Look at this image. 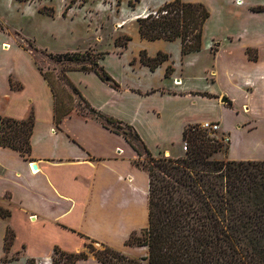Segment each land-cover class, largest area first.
<instances>
[{
  "label": "crops",
  "instance_id": "0c3cea01",
  "mask_svg": "<svg viewBox=\"0 0 264 264\" xmlns=\"http://www.w3.org/2000/svg\"><path fill=\"white\" fill-rule=\"evenodd\" d=\"M260 5L264 4L249 3L248 6ZM217 45L219 56L221 43ZM0 48L19 52L28 63L26 69L0 71V116L22 120L33 112L35 118L30 159L0 145V207L11 211L9 217H0V220L5 221L4 238L8 226L15 232L9 253L4 249V241L0 243V264H52L56 245L68 252L85 249L86 240L81 234L129 257L147 256L148 246L126 244L129 236L148 227L150 220V177L135 164L141 156L124 135L94 118L72 113L57 127L52 89L30 55L8 44H0ZM248 48L253 46L244 44L241 52L227 54L226 71H204L207 86H220V90L214 92L187 82L185 73L188 71H177L175 67L174 71H167V67L165 71H157L161 65L171 64L169 56L153 71H126L128 78L124 80L111 74L114 85L102 80L94 71H80L97 87L94 93L78 89L95 108L134 126L154 156L162 152L172 154L176 143L173 139L181 143L188 125L211 121L197 118L196 108L183 115L179 111L181 107L171 108L172 103L180 105L184 99L193 105L216 102L231 115V118L220 115L212 120L221 124L220 134L229 135L231 157L264 160V95L261 101L250 100L258 91L259 82L264 80V70L259 49L255 47L258 56L253 60ZM73 72L75 70L68 71L70 79ZM179 79L182 83L176 84ZM222 80H226V85L236 86L237 96L226 90ZM240 94L248 98L239 99ZM222 97H228L229 102L223 103ZM166 114L175 119L174 128L165 131L168 136L162 129ZM235 132L245 134L250 140L248 145L238 141L242 152L232 142ZM161 133L164 136L153 142L151 137ZM75 264L103 263L90 255Z\"/></svg>",
  "mask_w": 264,
  "mask_h": 264
},
{
  "label": "trees",
  "instance_id": "16d2710c",
  "mask_svg": "<svg viewBox=\"0 0 264 264\" xmlns=\"http://www.w3.org/2000/svg\"><path fill=\"white\" fill-rule=\"evenodd\" d=\"M254 9L262 11L264 7ZM209 17L210 12L202 2L171 0L158 9L157 15L149 13L139 17V32L149 40L180 38L182 52L187 54L202 49L204 26ZM116 44L121 45L118 40ZM250 51L248 48L249 57L256 60L257 55L253 56ZM71 56L76 58L78 54ZM167 59L168 55L162 52L156 57H149L145 51L141 53V60L152 70ZM38 69L55 97L54 119L59 127L74 108L61 101L50 75L39 66ZM71 70L74 69L65 71L64 79L87 108L85 114L80 111L82 116L92 117L124 135L140 156L143 151L147 155L148 162L141 167L150 177L149 225L134 231L126 244L148 246L149 254L132 258L81 234L86 240L85 249L68 252L56 245L52 264H75L90 255L103 264H264V160L214 158L224 143L211 138L201 124L184 129L182 140L189 145L184 156L155 157L134 126L91 105L68 77L67 72ZM76 70L94 71L102 80L110 77L103 65ZM34 124L33 112L22 120L0 116V145L30 159ZM135 164L140 165L138 161ZM10 215V210L0 207V217ZM14 239L15 232L8 226L4 238L6 253Z\"/></svg>",
  "mask_w": 264,
  "mask_h": 264
},
{
  "label": "rangeland",
  "instance_id": "374dc122",
  "mask_svg": "<svg viewBox=\"0 0 264 264\" xmlns=\"http://www.w3.org/2000/svg\"><path fill=\"white\" fill-rule=\"evenodd\" d=\"M168 1L171 0H0V44L25 50L36 68L39 66L44 73L50 75L61 101L73 107L72 113L79 116H82L80 111L84 114L88 111L80 97L64 79V73L68 69L75 70L71 80L79 89L81 88L80 90L83 88L94 93L96 84L93 85L91 80L85 77L84 72L76 69L83 66L96 68L103 65L110 77L111 74H117L124 80L127 77L126 71H151V67L141 60L142 51H145L149 57L162 52L167 54L172 62L168 66L161 65L157 71H165L166 67L167 71H174L175 68L177 71H188L185 73L189 79L187 82L191 81V84L208 88L212 92L220 90V86L219 84L207 86L204 71H226L227 54L239 53L244 44H249L253 46L250 51L253 56H258L259 49L260 63L264 70V9L258 12L254 9L255 6L251 8L248 6L249 3L264 4V0H243V2L183 0L202 2L210 12V17L204 26L202 49L186 55L182 54L180 38L149 41L139 32L138 18L144 14L157 12ZM260 6L264 7V5ZM126 36L130 37V40H127ZM117 40L121 45L116 44ZM217 42L221 43L219 56ZM75 53L78 56L73 58L71 55ZM26 66H28L27 59L19 52L10 48L7 50L0 48V71L26 69ZM83 79L84 82L81 83ZM225 83L226 80H222L221 84L226 90L237 96L236 86ZM262 95H264V80L259 82L258 91L250 96V100L258 98L261 101ZM247 98V95L240 94L239 99ZM179 107L183 115H188L192 108H196L197 118H210L211 121L220 115L231 118V115L221 110L216 102H197V105H193L188 99H184L180 105L175 103L171 105V108ZM88 118L92 117L88 116ZM174 123L175 119L166 114L165 123L162 125L164 134L165 131H170L171 127L174 128ZM164 134L161 133L151 139L156 142V139ZM232 136V142L237 145L239 152H242L243 147L238 141H241L240 144L243 142L248 145L250 140L248 141L246 135L239 132L233 133ZM225 137L229 138V135ZM173 141L176 143L173 145L172 154L162 152L155 157L184 156L183 143L186 141L182 140L181 143L178 139ZM229 142V140L224 142L222 150L217 152L214 158L253 160L250 156L231 157ZM152 148H155V144ZM146 156L143 151V155L135 160L140 163V167L148 162ZM4 231L5 221L0 220V243L4 241ZM96 245L99 247L98 244Z\"/></svg>",
  "mask_w": 264,
  "mask_h": 264
},
{
  "label": "built area",
  "instance_id": "2783aa9c",
  "mask_svg": "<svg viewBox=\"0 0 264 264\" xmlns=\"http://www.w3.org/2000/svg\"><path fill=\"white\" fill-rule=\"evenodd\" d=\"M164 13H166V11H164ZM153 14L157 15V12H154ZM175 83L176 84H181V80L179 79ZM201 126H202L203 129L207 130L208 135L211 138H213L214 140L220 141L222 143H224L225 141L229 140L228 137H225L226 135L220 134L221 124L219 122L205 121L204 123L201 124ZM183 149H184V151H187L189 149V145H188L187 142L183 143Z\"/></svg>",
  "mask_w": 264,
  "mask_h": 264
},
{
  "label": "water",
  "instance_id": "95a60500",
  "mask_svg": "<svg viewBox=\"0 0 264 264\" xmlns=\"http://www.w3.org/2000/svg\"><path fill=\"white\" fill-rule=\"evenodd\" d=\"M106 82L111 83V84L114 83V81H113V79L111 77L106 78ZM221 101L223 103H228L229 102V98L228 97H222ZM33 167H34V169H36L37 168V165L34 164Z\"/></svg>",
  "mask_w": 264,
  "mask_h": 264
}]
</instances>
